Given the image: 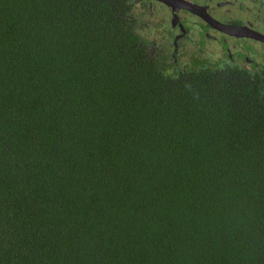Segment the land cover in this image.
Here are the masks:
<instances>
[{"label":"trees","instance_id":"trees-1","mask_svg":"<svg viewBox=\"0 0 264 264\" xmlns=\"http://www.w3.org/2000/svg\"><path fill=\"white\" fill-rule=\"evenodd\" d=\"M134 1L0 0V264H264V80Z\"/></svg>","mask_w":264,"mask_h":264},{"label":"flooded vegetation","instance_id":"flooded-vegetation-1","mask_svg":"<svg viewBox=\"0 0 264 264\" xmlns=\"http://www.w3.org/2000/svg\"><path fill=\"white\" fill-rule=\"evenodd\" d=\"M135 1L142 11L132 21L150 55H161L177 71L207 60L264 80V0H181L191 11L157 0ZM147 11L161 22L148 24Z\"/></svg>","mask_w":264,"mask_h":264},{"label":"rangeland","instance_id":"rangeland-1","mask_svg":"<svg viewBox=\"0 0 264 264\" xmlns=\"http://www.w3.org/2000/svg\"><path fill=\"white\" fill-rule=\"evenodd\" d=\"M140 2L138 1H134V5L133 6V9H132V13H131V18L133 17H138V13L140 11H142V9L138 10V6H139ZM144 20L148 23V24H153L154 22H161V19L157 16H152L148 13V11L146 12V16L144 17ZM153 28V27H152ZM158 30V29H157ZM153 55V54H152ZM155 55V53H154Z\"/></svg>","mask_w":264,"mask_h":264},{"label":"water","instance_id":"water-1","mask_svg":"<svg viewBox=\"0 0 264 264\" xmlns=\"http://www.w3.org/2000/svg\"><path fill=\"white\" fill-rule=\"evenodd\" d=\"M157 1H161V2H165L167 5H172L175 8H184L187 10H192V6L188 3L182 2L181 0H171V2H169L170 0H157ZM232 29H241V28H236V27H229Z\"/></svg>","mask_w":264,"mask_h":264}]
</instances>
